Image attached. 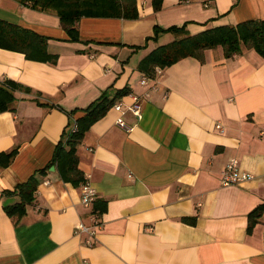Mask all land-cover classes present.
Returning a JSON list of instances; mask_svg holds the SVG:
<instances>
[{"label":"crops","instance_id":"crops-1","mask_svg":"<svg viewBox=\"0 0 264 264\" xmlns=\"http://www.w3.org/2000/svg\"><path fill=\"white\" fill-rule=\"evenodd\" d=\"M136 2V19L83 16L72 41L56 11L0 0L1 18L47 36V52L57 55L38 61L0 47V84L31 88H17L0 112V264H264V212L252 227L249 218L264 204V57L245 45L227 56L218 45L203 60L160 68L146 85L139 69L180 37L170 27L196 34L264 19V0H162L158 10L154 0ZM125 87L131 93L116 102L138 94L142 117L112 106L77 150L84 180L106 201L88 246L75 232L89 222L83 182L63 180L51 160L82 109ZM121 116L131 130L117 124ZM234 158L253 177L223 185ZM34 173L35 200L15 220L5 205Z\"/></svg>","mask_w":264,"mask_h":264},{"label":"trees","instance_id":"trees-1","mask_svg":"<svg viewBox=\"0 0 264 264\" xmlns=\"http://www.w3.org/2000/svg\"><path fill=\"white\" fill-rule=\"evenodd\" d=\"M22 4L38 10H54L60 17L63 28L72 41L79 40L78 22L83 16H109L136 19L139 17L136 0H18ZM162 0H154L156 10L160 9ZM162 29L156 27V35ZM179 38L159 45L153 49L139 64V69L148 76H154L157 67L165 68L182 58L192 56L203 60L205 50L222 45L227 56H232L241 50L242 45L254 48L264 57V19L247 20L237 25H220L205 29L196 34L187 33L185 26L170 27ZM48 37L31 29L10 22L0 17V47L25 53L26 57L38 61H56L57 55L47 52ZM23 88L30 92L31 88L18 85L16 82L4 80L0 84V112L11 108L15 101L14 91ZM131 93L128 87L119 89L115 97L104 93L88 107L82 109L83 114L75 117V127L67 133L55 148L51 165H55L65 181L79 184L84 182L79 168L78 146L82 142L91 125L116 103V101ZM77 110H74L76 112ZM12 152L5 154L6 163ZM39 171H44L40 169ZM39 180L32 174L26 181L19 183L15 194L19 200L5 205V211L15 220H19L27 211V206L36 197ZM106 201L97 199L94 211L99 215L105 210ZM264 212V204L253 210L249 216L250 227L259 221ZM193 222V221H192Z\"/></svg>","mask_w":264,"mask_h":264},{"label":"built area","instance_id":"built-area-1","mask_svg":"<svg viewBox=\"0 0 264 264\" xmlns=\"http://www.w3.org/2000/svg\"><path fill=\"white\" fill-rule=\"evenodd\" d=\"M157 71L160 73V67H157L155 70L154 76L145 75L141 79V84L146 85L148 81L156 76ZM132 103L125 104L122 100L116 102L113 107L120 111L122 114L125 112V108L131 111L139 119L142 117V104L141 98L138 94L132 95ZM117 124L126 130H131L132 126L129 125L123 116L119 117ZM216 127L223 131V126L221 123H217ZM253 176L250 173L242 171L239 165L238 159H232L228 162L224 170L222 171V184L229 185L234 183H239L244 180L251 179ZM97 200V189L94 187L89 178H85L82 184V193H81V203L82 205L89 210V222L81 221L76 227V234L85 235V244L92 246L96 243L98 238V232L102 226V221L100 215L94 211V205Z\"/></svg>","mask_w":264,"mask_h":264},{"label":"water","instance_id":"water-1","mask_svg":"<svg viewBox=\"0 0 264 264\" xmlns=\"http://www.w3.org/2000/svg\"><path fill=\"white\" fill-rule=\"evenodd\" d=\"M52 169L54 170V169H55V167L53 166V167H52Z\"/></svg>","mask_w":264,"mask_h":264}]
</instances>
